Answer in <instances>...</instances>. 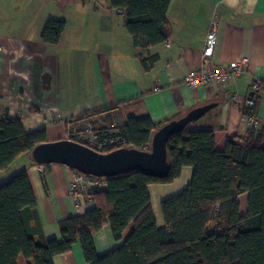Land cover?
I'll return each instance as SVG.
<instances>
[{"label": "crops", "instance_id": "obj_1", "mask_svg": "<svg viewBox=\"0 0 264 264\" xmlns=\"http://www.w3.org/2000/svg\"><path fill=\"white\" fill-rule=\"evenodd\" d=\"M52 16L66 21L56 44L42 39L43 27ZM168 17L170 37L149 49L160 58L146 71L125 16L111 0H0V109H8L28 131L45 127L48 140H54L68 138L75 122L91 120L96 127L118 128L133 115L162 122L216 102L188 127L212 129L217 148L223 150L229 136L249 126L243 108L253 93V82L264 83V0H172ZM213 20L218 23V42L213 56L205 58L203 47ZM244 57L249 60L246 71L225 87H191L184 82L191 68ZM259 94L257 115L263 125V88ZM24 168L47 238L62 239L60 221L95 207L92 189L106 187L104 179L87 177L74 190L75 169L57 162L39 164L31 153L1 170L0 182ZM192 172L193 167L186 165L172 182L149 185L158 225L165 224L161 201L181 192ZM131 229L129 225L124 230V238ZM124 238H115L110 220L94 233L100 254L121 245ZM18 264H34V260L20 255ZM54 264L90 263L76 241L70 251L54 257Z\"/></svg>", "mask_w": 264, "mask_h": 264}, {"label": "trees", "instance_id": "obj_2", "mask_svg": "<svg viewBox=\"0 0 264 264\" xmlns=\"http://www.w3.org/2000/svg\"><path fill=\"white\" fill-rule=\"evenodd\" d=\"M171 1L111 0L125 16L146 71L160 58L149 49L170 37ZM65 26L63 18L50 17L43 41L58 43ZM259 104L258 93L244 113L257 114ZM105 110L86 112L78 119ZM170 120L133 115L118 128L98 127L118 142L102 151L123 146L149 151L154 133ZM47 140L45 127L28 131L8 109H0V171ZM168 157L169 171L161 177L138 169L109 177L88 175L104 179L106 187L92 189L95 207L60 221L62 239L45 236L27 169L0 182V264H18L20 255L34 264H54V257L70 251L76 241L90 264H264V124L229 136L223 150L217 148L212 129L187 125L169 137ZM186 165L193 167L191 180L181 192L161 201L165 224L160 226L149 185L172 182ZM244 193L245 213L240 201ZM108 220L116 239L124 238L129 225L132 229L121 245L100 254L94 233Z\"/></svg>", "mask_w": 264, "mask_h": 264}, {"label": "water", "instance_id": "obj_3", "mask_svg": "<svg viewBox=\"0 0 264 264\" xmlns=\"http://www.w3.org/2000/svg\"><path fill=\"white\" fill-rule=\"evenodd\" d=\"M216 105V102H210L197 106L162 125L154 133L149 151L126 146L101 151L74 139L60 138L37 144L31 156L39 164L63 163L87 175L109 177L138 169L149 175L165 176L170 167L169 137Z\"/></svg>", "mask_w": 264, "mask_h": 264}, {"label": "built area", "instance_id": "obj_4", "mask_svg": "<svg viewBox=\"0 0 264 264\" xmlns=\"http://www.w3.org/2000/svg\"><path fill=\"white\" fill-rule=\"evenodd\" d=\"M217 22L215 20L211 21L209 30L206 34L205 44L203 47V56L205 58L213 56L215 48L218 42L217 35ZM170 44V41L167 42ZM249 63L248 58H240L234 60L229 64H211L207 65L205 63L201 68H191L188 70L184 76V82L191 87L198 86H209V85H220L227 86L230 79L234 76L241 75L246 71L247 64ZM262 89L261 82L255 80L252 84L253 93L249 96L246 101L245 106H253L256 102L257 94ZM249 126L260 127V121L256 113L246 114L244 113ZM68 138L83 142L91 147L98 150L105 149L108 146L116 145L118 142L116 140L104 136L102 131L94 125L91 120H86L82 124L77 122L72 123L69 128ZM76 179L72 184V189H77L81 182L85 178L89 177L80 171L75 170Z\"/></svg>", "mask_w": 264, "mask_h": 264}, {"label": "rangeland", "instance_id": "obj_5", "mask_svg": "<svg viewBox=\"0 0 264 264\" xmlns=\"http://www.w3.org/2000/svg\"><path fill=\"white\" fill-rule=\"evenodd\" d=\"M191 126V125H190ZM247 198H248V195L247 194H243L240 198V201H241V212L245 213V208H247Z\"/></svg>", "mask_w": 264, "mask_h": 264}]
</instances>
